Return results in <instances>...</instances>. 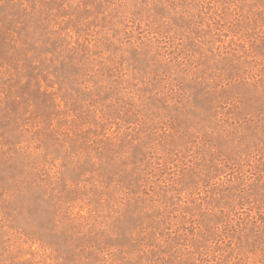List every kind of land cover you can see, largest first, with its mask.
Here are the masks:
<instances>
[{
	"label": "rangeland",
	"instance_id": "rangeland-1",
	"mask_svg": "<svg viewBox=\"0 0 264 264\" xmlns=\"http://www.w3.org/2000/svg\"><path fill=\"white\" fill-rule=\"evenodd\" d=\"M0 264H264V0H0Z\"/></svg>",
	"mask_w": 264,
	"mask_h": 264
}]
</instances>
